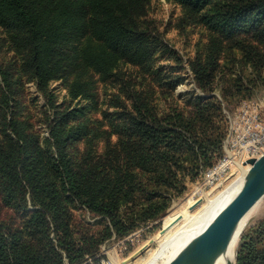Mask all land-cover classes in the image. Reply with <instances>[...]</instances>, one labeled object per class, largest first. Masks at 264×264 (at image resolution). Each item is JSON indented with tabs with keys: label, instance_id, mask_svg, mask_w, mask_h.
<instances>
[{
	"label": "trees",
	"instance_id": "1",
	"mask_svg": "<svg viewBox=\"0 0 264 264\" xmlns=\"http://www.w3.org/2000/svg\"><path fill=\"white\" fill-rule=\"evenodd\" d=\"M200 14L213 33L212 56L195 68L205 91L213 89L214 54L225 49L236 67L264 68V0H173ZM148 0H0V26L13 33L26 55L23 71L45 95L50 136L43 138L29 114L20 111L14 75L0 68V264H84L106 241L124 239L160 218L220 159L226 127L219 103L193 96V109L171 106L159 113L146 86L116 98L122 120L111 126L117 141L103 154L78 143L89 137L87 107L61 110L65 103L92 101L95 80L120 81L125 64L151 74L158 36L143 28ZM261 46V47H260ZM236 52H240L241 57ZM246 63V64H245ZM68 91L57 104L51 90ZM171 82V81H170ZM170 84V83H168ZM131 93V94H130ZM102 220L96 228L73 229L72 205ZM237 264H264V222L241 237Z\"/></svg>",
	"mask_w": 264,
	"mask_h": 264
},
{
	"label": "rangeland",
	"instance_id": "2",
	"mask_svg": "<svg viewBox=\"0 0 264 264\" xmlns=\"http://www.w3.org/2000/svg\"><path fill=\"white\" fill-rule=\"evenodd\" d=\"M202 16V15H201ZM200 14L194 13L173 0H148L146 15L142 18L143 28L158 36V48L153 56V68L158 74H151L146 67L132 64L122 65L118 71L120 81L104 82L99 75L91 73L95 80L94 98L92 101L68 103V91L62 81L54 82L51 90L55 91L57 104L63 105L61 110L87 107L84 118L77 117L90 124L91 135L78 143L81 151L92 149L103 154L108 141H117V135H111V126L122 120L123 109L113 103L116 98L127 101L129 92H140L149 86L155 89V94L148 98L152 107L159 113L167 111L171 106L182 108L185 112L191 111V99L203 97L209 101L219 103L222 107L223 125L226 127V136L229 130V116H239L243 107L258 105L264 101V68L254 71L247 63L243 68L236 67L230 55L233 51H225L215 56V69L212 77L213 89L205 91L196 78L195 68L206 66L208 57L212 56L213 33L202 23ZM261 47V46H260ZM240 58V52H236ZM26 55L18 51L13 42V33L0 26V68L13 76L12 89L20 102V111L29 114L36 129L43 138L50 136L47 119H53L54 111L48 109L45 95L39 90L36 81L32 80L23 71ZM246 64V63H245ZM0 80H2L0 78ZM171 81V82H170ZM170 83V84H168ZM4 83L0 85V99L2 98ZM130 93V94H131ZM2 111L0 110V134ZM224 139V142H225ZM223 150L220 159L212 168L204 171L196 181L187 180L186 191L183 195L173 199L168 210L160 218L150 220L138 226L134 232L118 239L113 237L101 245L98 255L84 264H140L147 261L159 249L158 239L164 233L168 219H175L191 204L202 205L206 199L216 197L228 187L231 179L214 184L209 183L207 172L218 166L225 156ZM207 196H206V195ZM261 211L251 218L245 232L257 228L264 222V197L260 201ZM199 209V208H198ZM198 209L195 211L197 212ZM73 229L77 234L85 231L83 226L96 228L102 219L95 217L80 204L72 205ZM244 232V233H245ZM241 242V240H240ZM239 242L235 263L238 261ZM167 257L157 264H165Z\"/></svg>",
	"mask_w": 264,
	"mask_h": 264
},
{
	"label": "bare ground",
	"instance_id": "3",
	"mask_svg": "<svg viewBox=\"0 0 264 264\" xmlns=\"http://www.w3.org/2000/svg\"><path fill=\"white\" fill-rule=\"evenodd\" d=\"M249 168L250 166L248 165L238 164V169L233 174L236 177L224 191L212 199H206L203 205L201 203L198 205L191 204L190 207L183 210L174 220L169 218L165 224L163 235L158 239L159 249L149 256L146 262L140 264H157L165 257L168 258L165 264H172L183 248L196 235L201 233L239 193L245 183ZM260 201L242 219L229 249L217 259L215 264L235 263L237 247L241 237L251 218L262 209V207L260 209ZM197 209L198 211L195 212Z\"/></svg>",
	"mask_w": 264,
	"mask_h": 264
},
{
	"label": "water",
	"instance_id": "4",
	"mask_svg": "<svg viewBox=\"0 0 264 264\" xmlns=\"http://www.w3.org/2000/svg\"><path fill=\"white\" fill-rule=\"evenodd\" d=\"M247 165L250 168L239 193L183 248L172 264H215L227 252L242 219L264 197V155L250 159Z\"/></svg>",
	"mask_w": 264,
	"mask_h": 264
},
{
	"label": "built area",
	"instance_id": "5",
	"mask_svg": "<svg viewBox=\"0 0 264 264\" xmlns=\"http://www.w3.org/2000/svg\"><path fill=\"white\" fill-rule=\"evenodd\" d=\"M229 130L224 142L225 156L206 174L210 184L231 179L238 164L264 155V101L243 107L239 116H229ZM249 166V165H248Z\"/></svg>",
	"mask_w": 264,
	"mask_h": 264
}]
</instances>
